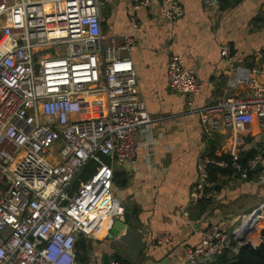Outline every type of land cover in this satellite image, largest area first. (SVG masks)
Segmentation results:
<instances>
[{
	"label": "built area",
	"instance_id": "1",
	"mask_svg": "<svg viewBox=\"0 0 264 264\" xmlns=\"http://www.w3.org/2000/svg\"><path fill=\"white\" fill-rule=\"evenodd\" d=\"M161 1L171 23L184 15L181 3ZM130 2V20L137 26L138 10L151 0ZM102 6V0H0V264H81L80 235L92 236L119 213L115 166L135 170L142 135L162 119L150 115L134 62L121 53L136 38L118 43L106 35ZM223 52L231 56L230 44ZM166 70L179 93L193 97L202 91L182 54L173 55ZM234 80L249 92L191 110L200 113L207 131L230 130L233 139L225 153L229 159L218 158L222 154L199 161L191 205L211 198L214 167L230 168L243 179L264 172V150L245 163L238 150L241 133L255 121L264 127V76L239 66ZM91 161L96 171L74 183ZM262 214L264 206L232 232L207 233L199 245L188 247L182 264L213 262L233 241L235 252L256 245L262 226L257 241L251 235ZM172 240L170 231L156 236L161 245Z\"/></svg>",
	"mask_w": 264,
	"mask_h": 264
},
{
	"label": "crops",
	"instance_id": "2",
	"mask_svg": "<svg viewBox=\"0 0 264 264\" xmlns=\"http://www.w3.org/2000/svg\"><path fill=\"white\" fill-rule=\"evenodd\" d=\"M102 1L107 6L102 13L104 33L118 43L125 36L136 38L133 47L121 53L134 62L150 115L162 119L142 135L135 170L115 166L114 201L127 225L115 236L106 220L87 236L91 243L87 264H104L105 255L114 261L116 254L132 264H182L188 247L199 245L207 233L232 232L264 206V172L249 179L236 172L220 175L209 200L198 205L189 202L201 158L224 155L233 145L230 130L207 131L200 113L191 110L247 94L248 85L234 80L239 66L257 70L263 79L264 0H231L226 8L218 0H176L185 12L175 23L164 15L161 0H151L138 10L137 26L130 20V0ZM225 44H230L231 56H225ZM179 53L202 81L196 96L181 94L168 82L167 62ZM241 136V156L264 150V127L259 121ZM262 225L260 221L251 238L257 239ZM165 231L172 233L173 240L161 245L156 236Z\"/></svg>",
	"mask_w": 264,
	"mask_h": 264
},
{
	"label": "trees",
	"instance_id": "3",
	"mask_svg": "<svg viewBox=\"0 0 264 264\" xmlns=\"http://www.w3.org/2000/svg\"><path fill=\"white\" fill-rule=\"evenodd\" d=\"M240 0H237L239 2ZM221 3L222 8H226L232 5L231 0H218ZM264 61V55H263ZM255 153H252L248 156H242V162H246L248 159L252 158ZM211 156L218 157L215 154H211ZM229 159V155L224 154L222 157ZM107 161H110L109 158H105ZM97 164L94 161L89 162L81 172L76 176L74 183L78 184L81 180H88L92 174L96 171ZM227 173L233 174V171L230 168H222V167H214L211 172V181L213 183L218 182L220 175H226ZM116 176V175H115ZM253 176V175H252ZM257 231V228H256ZM262 238L256 245L252 243H248L243 245L238 252H235L233 247L237 245L236 241H233L232 247L228 248L222 255H219L215 258L213 262L203 263V264H264V228L262 229ZM77 247V259L81 262L87 264L89 262L88 255L91 250V243L89 242V238L81 234L78 242L76 244ZM116 261H119L120 264H132L130 261L124 260L121 261L122 256L120 254H116Z\"/></svg>",
	"mask_w": 264,
	"mask_h": 264
},
{
	"label": "water",
	"instance_id": "4",
	"mask_svg": "<svg viewBox=\"0 0 264 264\" xmlns=\"http://www.w3.org/2000/svg\"><path fill=\"white\" fill-rule=\"evenodd\" d=\"M212 136H215L214 134ZM212 141V139H210ZM258 171L261 170V166H258L257 168ZM126 222H125V216L120 215V214H115L113 217V220L111 221V234L118 236L122 229L126 227ZM110 263V257L108 255L104 256V264H109Z\"/></svg>",
	"mask_w": 264,
	"mask_h": 264
},
{
	"label": "bare ground",
	"instance_id": "5",
	"mask_svg": "<svg viewBox=\"0 0 264 264\" xmlns=\"http://www.w3.org/2000/svg\"><path fill=\"white\" fill-rule=\"evenodd\" d=\"M256 214H259V211H256V213H255V215ZM263 216H264V214H262V215H260L259 217H257V218H259V219H257V221L259 222V221H262V218H263ZM255 226H257V223H256V225ZM258 227V226H257ZM252 234V233H251ZM253 235V234H252ZM251 235V236H252Z\"/></svg>",
	"mask_w": 264,
	"mask_h": 264
},
{
	"label": "rangeland",
	"instance_id": "6",
	"mask_svg": "<svg viewBox=\"0 0 264 264\" xmlns=\"http://www.w3.org/2000/svg\"><path fill=\"white\" fill-rule=\"evenodd\" d=\"M102 7H103V8H102V13L104 14V11H105L104 9H105V7H107V6H106V4H105V5L102 6ZM262 223H263V225H262L260 231L264 228V222H262ZM258 235H259V234H258V232H257V236H258ZM256 241H257V239H256ZM256 241H255V242H256Z\"/></svg>",
	"mask_w": 264,
	"mask_h": 264
}]
</instances>
